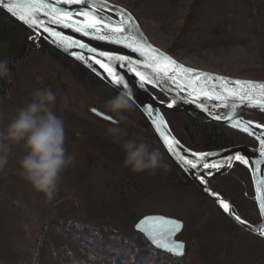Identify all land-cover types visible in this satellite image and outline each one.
Returning a JSON list of instances; mask_svg holds the SVG:
<instances>
[{"label":"rangeland","instance_id":"obj_1","mask_svg":"<svg viewBox=\"0 0 264 264\" xmlns=\"http://www.w3.org/2000/svg\"><path fill=\"white\" fill-rule=\"evenodd\" d=\"M112 1L125 5L131 11H141L134 5L135 0ZM141 18L149 37L169 51L174 37L179 33L182 19L162 28L160 22L151 16L141 15ZM9 49V44L0 39V57ZM174 54L196 67L234 76L264 79V55L259 50L249 51L243 45L178 50ZM9 78L13 80L14 88L8 93L12 97L10 100H0L2 118H13L17 110L30 101V93L46 88L55 92L56 102L52 110L64 123H80L83 125L81 127H85L87 123L91 125V122L97 120L93 119L94 116L115 118V114L104 108L105 102L113 97L109 90L82 83L45 50L31 51V55L18 64L17 70ZM133 114L124 113L127 119L119 125L124 130V136L136 135L150 149H159L168 169H159L155 175L142 172L136 179L130 174L131 182L107 189L102 185L108 181L104 172H110L116 165L121 169H130L115 160V164L108 160L105 163L91 162L89 175H70L67 180L70 191L57 193L51 201L43 196L38 197L33 191L10 192L14 193L12 195L8 193L18 203H0V264H29L36 253L37 228L32 226L33 215L25 212V208L47 215L48 218L57 215L93 225L110 223L126 236L136 232L138 222L147 215H169L183 222L178 238L186 242L185 256L188 264H223V259L228 264H264V237L246 230L228 215L220 213L216 203L195 185H183L174 178L172 157L149 132L137 134ZM248 114L264 119L262 114ZM105 126L108 128L112 125ZM104 130L107 133V129ZM72 166L74 168L79 165L75 162L68 168ZM244 171V168L232 169L216 178L214 183L225 194L235 195V201H242L237 195L246 186ZM91 184L96 185V188L89 190ZM62 244L58 242L56 247ZM70 246L73 252L67 253L68 258L80 264H97L95 260L88 259L89 254H92L89 249L75 243ZM105 264L114 263L110 261Z\"/></svg>","mask_w":264,"mask_h":264},{"label":"trees","instance_id":"obj_2","mask_svg":"<svg viewBox=\"0 0 264 264\" xmlns=\"http://www.w3.org/2000/svg\"><path fill=\"white\" fill-rule=\"evenodd\" d=\"M135 0L134 5L141 11L132 12L142 24L141 15L153 17L160 22L162 28L171 25L174 21L182 19L179 33L174 37L170 46V52L178 50H196L201 48L228 47L231 45H243L249 51L259 50L264 55V0ZM144 28V26H143ZM145 29V28H144ZM146 31V30H145ZM147 32V31H146ZM0 39L9 44L10 49L0 60L9 61V75L0 79V100H10L8 93L14 88L11 73L17 70L18 64L31 55L36 49L47 51L61 67L67 69L79 81L95 87H102L115 96L121 90L111 85L82 62L63 52L45 38L26 26L19 19L0 6ZM175 55V54H174ZM149 88L160 98H169L159 89L149 85ZM133 119H136L137 134L149 132L153 139L160 141L156 131L148 119L145 111L135 105ZM175 134L189 147L198 150L215 149L234 144L247 143L256 145L257 142L251 136L231 128L229 126L211 121L203 115L193 111H170L163 109ZM241 112L257 115L259 110L244 107ZM247 112V113H246ZM254 117V116H251ZM12 118H0V129L6 127ZM97 119L91 125L81 127L79 124L64 123L65 147L68 154H75V162L78 167L72 166L61 173L58 194L69 192L67 180L70 175L87 176L91 173V162L111 161L115 164L123 163L125 153L122 149V140H135L142 142L136 135L133 137L122 136L119 141L109 136L106 131L111 125V120L104 116H94ZM110 124V125H109ZM86 125V124H85ZM104 126V127H102ZM162 144V143H161ZM163 146V144H162ZM25 155L22 145H13L8 157V164L0 171V203H18L11 196L14 191H33L31 185L19 175V161ZM115 160V161H114ZM174 162L173 174L183 185H195L184 169L172 158ZM110 170L113 176L104 172L108 181L102 185L104 188L125 185L140 174L131 170L121 169L118 165ZM245 169L246 186L241 191L237 200L236 196L225 194L217 188L225 197L233 203L234 210L252 223L261 219L260 211L254 197V188L248 168L240 162H236L232 169ZM107 175V176H106ZM124 183V184H123ZM122 184V185H120ZM96 188L91 184L89 190ZM238 188V187H237ZM14 192V193H10ZM8 193H10L8 195ZM238 193V192H237ZM43 196L40 193H36ZM44 197V196H43ZM238 198V199H239ZM219 212L225 214L219 207ZM33 215V224L37 228L36 253L29 264H80L79 261L68 258L67 253L73 252L70 244L75 243L85 247L95 254L97 264L112 262L114 264H188L187 257L174 256L169 252L158 248L151 243L146 232L140 227L132 234L120 233L113 224L99 223L93 225L80 222L75 218H65L57 215L37 214L30 209H24ZM51 211H49L50 213ZM35 213V215H34ZM61 242L60 247L56 244ZM228 264L227 260L221 261Z\"/></svg>","mask_w":264,"mask_h":264},{"label":"snow or ice","instance_id":"obj_3","mask_svg":"<svg viewBox=\"0 0 264 264\" xmlns=\"http://www.w3.org/2000/svg\"><path fill=\"white\" fill-rule=\"evenodd\" d=\"M0 4H3L9 12L19 11L23 13L19 18L25 21L30 27L42 28L44 33H48L51 37H57L58 39L54 42L63 46L65 50L75 45L76 42L68 40L52 28L46 26L40 14H43L44 17H50L52 24H59L66 28H72L74 31L82 33L84 36L93 35L94 38L98 40H107L116 44H124L144 58L138 63H142L145 70L151 69L154 80L162 82L169 88L174 86L178 95L183 96V94L186 93L189 98L188 102H199L198 106L205 112L210 113L208 105L222 107L226 106L224 102L229 100L233 101V115H235L237 105L255 107L264 111V83L229 80L228 78L218 76L213 77L208 73H201L177 64L175 60H172L169 56L147 44L142 34L138 33L135 22L127 13L121 12V16L125 18L120 20L119 23H114L111 17L101 15L96 9L97 7H107L104 0H55L54 3H49L48 0H23V2H20V0H7V2L6 0H0ZM67 5H82V7L68 8L66 7ZM111 10L116 11L115 9ZM74 16L83 17L84 19H73ZM136 36H139L140 42L134 39ZM126 41H131V43H126ZM78 47L80 49H85L87 45L80 43ZM88 51L95 52L96 50L88 48ZM71 55H74L78 60H85L84 55L80 53L73 52ZM99 56H106L109 61H123L125 59L122 56H110L104 52H100ZM95 63L100 64V66L105 68L109 73L112 77L110 83L113 85H123L124 88L128 87L124 78L114 71L113 67H109L107 64L102 63L99 59H96ZM129 63H131V61H129ZM131 70L140 77L141 81L146 79L144 73L137 71L135 68ZM174 103H176L175 99H173L168 107H172ZM93 111H96V109H93ZM106 118L110 119V117ZM214 118H223L229 122L231 126L235 128L241 127L242 122L240 120H233L232 116L222 117L217 113ZM162 124L165 126L162 127ZM256 128H264V125L258 124ZM156 131L170 153H177L178 149L180 152L186 153V150L180 149L179 141L175 140L166 130V122L156 124ZM242 131L248 133L249 125L245 124ZM256 139L259 141V157L264 160V134L257 136ZM219 155V153L192 152L190 155H187V153L181 155L180 160L190 169L202 168L209 170L208 175L212 174V169L219 170L223 166L230 168L233 161L238 160L245 164H251L255 181L257 167L254 162H250L242 155L238 154L226 157L224 165L210 160V157ZM261 175H264V171H261ZM201 179H203V176ZM212 195L218 196L215 192H213ZM256 200L259 204L261 214L264 215V180L258 181ZM218 203L225 212L233 215L237 222L247 226L246 222L242 220L240 216L232 213L228 202L220 199ZM147 224L148 227L146 231L150 234L152 242L158 248H163L174 256H182L184 254L182 242H177L172 239L173 235L180 230V222L164 217H149L147 218ZM137 227H139V225H137ZM254 231L261 237H264V225H261L260 228ZM157 236L160 237L159 240L156 239Z\"/></svg>","mask_w":264,"mask_h":264},{"label":"water","instance_id":"obj_4","mask_svg":"<svg viewBox=\"0 0 264 264\" xmlns=\"http://www.w3.org/2000/svg\"><path fill=\"white\" fill-rule=\"evenodd\" d=\"M7 2V0H6ZM20 2H23V0H20ZM49 3H54L55 0H48ZM104 3L107 5V7L104 8H99L97 7V11L100 12L101 15L111 17L112 21L114 23H119L120 20L124 19L125 17L121 16V12L127 13L128 15L131 16L132 20L135 22V25L137 27L138 33L142 34L143 39L146 40L147 44L150 45L151 47L157 49L159 52L169 56L172 60H175L177 64L184 66L185 68H190L194 69L198 72L201 73H208L213 77H224L228 78L229 80H241V81H253V82H258V83H264V79H257V78H249V77H241V76H234V75H229L205 68H200L193 66L191 64H188L184 62L183 60L179 59L176 57L173 53L170 51L160 47L157 45L147 34L143 26L141 25L140 21L136 17V15L131 11L130 8L126 7L123 4L117 3L112 0H104ZM1 7H3L5 10L8 11L6 7H4L3 4H0ZM58 6H63V5H58ZM66 7L68 8H77V7H82V5H67ZM111 9H115L116 11H112ZM9 12V11H8ZM11 13L14 17L20 20V15L23 13L19 11H14V12H9ZM41 19L45 21V25L52 28L56 32H58L61 36L67 38L70 41H75L76 44L73 45L72 47L68 48L65 50L63 46H61L58 43H55L58 38L57 37H51L48 33H44L42 28H33L30 27L25 21L20 20L23 22L26 26L34 30L37 34L38 37L40 38H45L49 43L53 44L55 47L59 48L63 52L67 53L68 55L72 56L76 60H78L74 55H71V53L76 52L84 55L85 60L81 61L83 64H85L87 67H89L92 71H94L97 75H99L102 79L110 83L112 77L109 75V73L105 70V68H102L100 64L95 63L96 59H99L102 63L107 64L109 67H113L114 71H116L120 76H122L125 80V82L128 84V89L131 90L133 93V101L134 103H137L140 108H142L146 115L148 116L149 121L151 122L154 130L156 131V124H160L161 122H166V130L170 133L172 137L175 138V140L179 141V147L180 149L186 150L187 155H190L192 152L195 153H219V156H213L210 157V160L215 163H220L221 165L225 164V159L226 157L234 154L242 155L245 159L249 160L250 162H254L257 167V172L255 173V181H254V173L252 171L251 164H245L241 161L234 160L232 163V166L226 167L223 166L219 170L212 169L211 175H208L207 169H202V168H197V169H190L188 166L184 165L183 162L180 160L181 155H185V152H180L179 149L177 150V153H170L165 146L163 140L160 138L159 134L156 131V134L158 135L161 143L164 145L166 148L167 152L169 155L184 169V171L188 174V176L191 178L194 184L198 186L206 195H208L217 205L218 207L230 218H232L236 223L244 227L246 230L251 231L255 234H257L254 230L257 228H260L261 225H264V215L261 214V219L256 222L252 223L251 221L247 220L245 217L242 215L238 214L234 208H233V203L232 201L225 197L219 190H217L212 184L209 182V179L219 176V175H224L227 174L231 168L235 165L236 162H240L243 165H245L251 175L252 183H253V188H254V197L256 199L257 196V187H258V181L259 180H264V175H261V171H264V160H262L259 157V141L256 139L257 136H261L264 134V128L257 129L256 125H264V121L260 120L255 117H251L248 115H245L241 112V110L244 107L243 105H237L236 110H235V115H233V101L229 100L224 102L226 106L222 107H214L212 105H208L210 108V113L205 112L201 110V108L198 106V103H191L188 102L189 98L187 94H183V96L178 95L177 91L175 90V87L172 86L169 88L167 85L163 84L162 82L156 81L153 79V74L151 72V69L145 70L143 67L142 63H138L139 61H142L144 58L139 55V53L133 51L131 48L126 47L124 44H116L112 43L107 40H98L95 39L93 35L89 36H84L82 33L74 31L72 28H66L63 27L62 25L59 24H52L50 17H44L43 14H40ZM73 19H80L83 20V17H76L74 16ZM137 42H140L139 36H136L134 38ZM83 43L87 45V48L85 49H80L78 47V44ZM126 43H131V41H126ZM88 48L95 49V52H89ZM100 52L107 53L110 56H122L125 59L123 61L119 60H113L109 61L107 57H101L99 56ZM131 61V63H129ZM123 65V66H121ZM135 68L137 71H140L145 74L146 79L144 81L140 80V77L136 75L134 71L131 69ZM211 83V82H210ZM113 85L112 83H110ZM149 85L159 89L162 91L169 99L164 100L160 97H158L150 88ZM116 88L123 90L124 87L123 85H113ZM173 99L176 100V103L173 104L172 107H168L170 103H172ZM215 103H220V102H215ZM253 108L256 110H259L255 107H249ZM163 109L170 110V111H193L196 113H199L206 117L207 119L229 126L231 128L237 129L252 138H254L257 142L256 145H251L247 143H242V144H234L226 147H220V148H215V149H207V150H198V149H193L189 146H187L173 131L170 122L168 121L166 115L164 114ZM261 112H264L262 110H259ZM220 114L222 117H227V116H232L233 120H240L241 127L240 128H235L230 125L229 122H227L225 119H215L214 116L216 114ZM155 121V123H154ZM245 124L249 125V132L246 133L242 131V128L245 126ZM165 125L162 124V127ZM203 176V179L201 177ZM215 192L218 194V196H213L212 193ZM224 200L225 202H228L231 208V211L234 215H238L241 217L242 220H244L247 224V226L242 225L241 223L237 222L233 215H230L228 212H225L222 206L218 203V200ZM257 202V200H256ZM258 208L259 204L257 202ZM260 211V210H259ZM149 217H164L167 219L171 220H176L180 222L181 227L178 232H176L172 239L177 241V242H182L183 244V253L185 254L186 251V242L180 238H178V235L182 229L183 222L176 218L172 217L169 215H162V214H155V215H147L145 218H143L142 221H139L137 225L139 227L137 228H142L148 237L151 240V243L155 245L152 242L150 234L146 231L148 224H147V218ZM157 240L160 239V237H156ZM156 246V245H155ZM163 249V248H161ZM164 250V249H163ZM166 251V250H165ZM170 253V252H169ZM171 254V253H170ZM183 254V255H184Z\"/></svg>","mask_w":264,"mask_h":264},{"label":"clouds","instance_id":"obj_5","mask_svg":"<svg viewBox=\"0 0 264 264\" xmlns=\"http://www.w3.org/2000/svg\"><path fill=\"white\" fill-rule=\"evenodd\" d=\"M9 61L0 60V79L9 75ZM31 99L5 128L0 129V171L8 164L13 145H22L25 155L19 161V175L48 201L53 200L59 190L61 173L75 161V154H68L65 147L64 121L53 110L56 94L50 88L37 89L30 93ZM133 93L124 88L105 102L111 125L107 134L119 141L124 130L119 126L127 117L124 113L134 110ZM3 114L0 113V118ZM125 153L123 165L133 173L148 172L155 175L157 170H167L163 154L159 149H150L144 142L126 140L122 143ZM95 260V254H89Z\"/></svg>","mask_w":264,"mask_h":264},{"label":"flooded vegetation","instance_id":"obj_6","mask_svg":"<svg viewBox=\"0 0 264 264\" xmlns=\"http://www.w3.org/2000/svg\"><path fill=\"white\" fill-rule=\"evenodd\" d=\"M259 119V118H258ZM260 120H263L264 121V119H260ZM233 168V167H232ZM232 168H231V170H232ZM230 170V171H231ZM229 171V172H230ZM228 172V173H229ZM225 175V174H224ZM220 176H222V175H219V176H216V177H213V178H211V179H209V182L212 184V186H214L215 187V183H214V181L216 180V178H218V177H220ZM195 186H196V184H195ZM196 187H198V186H196ZM199 188V187H198ZM200 189V188H199ZM217 189V188H216ZM201 190V189H200ZM218 190V189H217ZM201 192L203 193V194H205L202 190H201ZM206 195V194H205ZM206 196H208V195H206ZM209 197V196H208ZM217 205V204H216ZM218 206V205H217ZM183 226V225H182Z\"/></svg>","mask_w":264,"mask_h":264}]
</instances>
